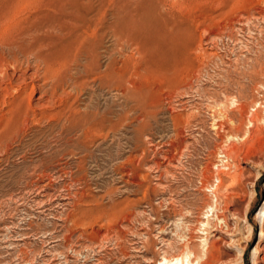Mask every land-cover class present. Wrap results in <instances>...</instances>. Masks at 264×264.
<instances>
[{
	"label": "rangeland",
	"instance_id": "rangeland-1",
	"mask_svg": "<svg viewBox=\"0 0 264 264\" xmlns=\"http://www.w3.org/2000/svg\"><path fill=\"white\" fill-rule=\"evenodd\" d=\"M77 1L0 0V264H264V0Z\"/></svg>",
	"mask_w": 264,
	"mask_h": 264
},
{
	"label": "bare ground",
	"instance_id": "bare-ground-1",
	"mask_svg": "<svg viewBox=\"0 0 264 264\" xmlns=\"http://www.w3.org/2000/svg\"><path fill=\"white\" fill-rule=\"evenodd\" d=\"M69 0H67V2H65V3H69L68 2ZM85 1V0H84ZM87 1V4H88V1H89V4H90V1L91 0H86ZM119 1V0H118ZM125 2L123 3L122 1V3L123 4H125L126 6H124V8L126 7V8H128L127 6H128V2L126 1V0H124ZM133 1V0H132ZM138 1V0H137ZM137 1H133L134 2V4L135 5H138L137 4ZM140 1V0H139ZM144 1H147V0H144ZM143 0H142V2H144ZM157 1V0H156ZM71 2V1H70ZM77 2H79V1H77L76 0V3ZM82 1L80 0V3H81ZM92 2V1H91ZM94 2V1H93ZM120 2V1H119ZM118 2V3H119ZM132 2V3H133ZM169 2V1H168ZM64 3V4H65ZM72 3H73V1H72ZM130 3V2H129ZM140 3H141V1H140ZM64 4H62V5H64ZM88 4V5H89ZM158 4V3H157ZM62 5H61V7H62ZM69 5H72L73 6V4H69ZM68 5V6H69ZM79 5V6H78ZM81 5L83 6V3H81ZM90 5H92V3L90 4ZM134 5V6H135ZM66 7H67V5H65ZM74 6H78V8H79V10H80V4H77V5H75V3H74ZM87 6V5H86ZM119 6H122V5H120L119 4ZM133 6V5H132ZM69 7H71V6H69ZM89 7V6H88ZM123 7V6H122ZM121 7V8H122ZM137 7V6H136ZM136 7H135V10H136ZM139 7V6H138ZM65 8V7H64ZM77 8V9H78ZM85 8V7H84ZM125 8V9H126ZM152 8V7H151ZM154 8V7H153ZM60 9H63V8H60ZM68 8H66V10H67ZM70 9V8H69ZM69 9H68V12H72L73 10L75 11V9H73L72 11H69ZM76 9V10H77ZM86 9H87V7H86ZM89 9L91 10V8L89 7ZM88 9V11H89V13H90V10ZM125 9H122L124 12H125V14H126V18H124V17H122L121 16V14H122V12H121V14H119V16H121L120 17V19H117V20H120L121 21V24L123 25V26H125V28L123 27V26H121V24H118V23H120L119 21L118 22H116L117 24H115V22L114 21H116V20H112L113 22H114V25L112 24V26L114 27L115 25H119V26H121V27H123V29H126L127 31L126 32H123V33H131L130 35H132V36H134V37H140V36H144V37H146L147 38V40L149 41V42H152L153 44H155V45H157V47L159 48V47H163V45H164V38H163V36L165 35L164 34V30H165V26H164V24H162L161 22H165V20H161V22L159 21V19H157L156 18V20H153V21H151V20H148L146 17H144L143 15H142V17L140 16H138V15H134L135 14V12H134V14L133 13H130L129 15H131V14H133L134 16H129V15H127V13H129L131 10L129 9V12H127L126 13V10ZM168 9V8H167ZM65 10V9H64ZM81 10L83 11L84 9H82L81 8ZM80 10V11H81ZM60 11H62V10H60ZM78 11V10H77ZM81 11V12H82ZM128 11V10H127ZM134 11V10H133ZM155 11V9L153 10V12ZM65 12V11H64ZM79 12V11H78ZM80 12V13H81ZM84 13H85V11H83ZM92 12H93V10H92ZM88 13V14H89ZM150 13H151V11H150ZM61 14H63V13H61ZM76 14V13H75ZM87 14V15H88ZM117 14V13H116ZM124 14V15H125ZM66 15V14H65ZM81 15V14H80ZM78 16V18L77 19H79L80 20V17L82 16ZM87 15H85L84 14V17H86ZM115 15V14H114ZM114 15H112V18L114 17ZM63 16V15H62ZM72 16H75V15H72ZM61 17V16H60ZM59 17V19H61ZM67 17V16H66ZM65 17V18H66ZM83 17V16H82ZM81 17V20L84 18H82ZM116 18H117V16H115ZM64 18V17H63ZM75 19L74 17H71V19ZM115 18V19H116ZM121 18H122V20H123V22H122V20H121ZM160 18H161V16H160ZM70 18H68V20H69ZM70 19V20H71ZM72 19V20H73ZM162 19H164V18H162ZM56 20V19H55ZM64 20H66V19H64ZM63 20V21H64ZM79 20H77V21H79ZM57 21V20H56ZM59 21H62V20H59ZM74 21V20H73ZM73 21H71V22H73ZM77 21H74V22H77ZM67 22V21H66ZM65 22V23H66ZM68 22H70V21H68ZM112 22H110V24H111ZM58 24V23H57ZM60 24V23H59ZM60 26V25H59ZM58 26V27H59ZM109 26V25H108ZM116 26V27H117ZM118 26V27H119ZM48 27V26H47ZM50 27V26H49ZM72 27V26H71ZM117 27V28H118ZM120 27V28H121ZM53 28V27H52ZM55 28V27H54ZM109 28V27H108ZM47 29V28H46ZM59 29H60V27H59ZM61 29L63 30V28L61 27ZM122 29V31H125V30H123ZM56 30H57V28H56ZM64 30H65V28H64ZM119 30V29H118ZM59 31V30H58ZM121 31V29H120V32H122ZM61 32V31H60ZM120 32H118V33H120ZM117 33V31L115 32V34ZM122 33V34H123ZM110 34V33H109ZM111 34H113V33H111ZM110 34V35H111ZM126 35V34H125ZM125 36V37H130L129 38V43L131 42V40L130 39H132L131 37L132 36ZM32 36V35H31ZM57 36V35H56ZM55 36V37H56ZM59 36V35H58ZM57 36V37H58ZM86 36V35H85ZM117 36H119L118 34H117ZM117 36H116V38H117ZM52 37V36H51ZM51 37H49V38H51ZM54 37V36H53ZM120 37V36H119ZM122 37V36H121ZM121 37H120V40H119V42L122 40L121 39ZM124 37V36H123ZM124 37V38H125ZM48 38V39H49ZM116 38H114V39H116ZM52 40V39H51ZM117 39L115 40V44L117 43V41H118ZM124 41V40H123ZM123 41H121V42H123ZM126 41V44H129V43H127V41H128V39H126L125 40ZM120 42V43H121ZM119 43V44H120ZM124 43V42H123ZM40 44V43H39ZM125 44V45H126ZM135 44H137V43H135ZM134 44V45H135ZM120 45H122V44H120ZM133 45V46H134ZM138 45V44H137ZM90 46V45H89ZM116 46H118L117 44H116ZM123 47H124V45H122ZM121 46V47H122ZM165 46V45H164ZM79 47H81V46H79ZM86 47V49L87 50H89V48H91V46L88 48L87 46H85ZM120 47V46H119ZM135 47V46H134ZM136 47H139V46H136ZM84 48V47H83ZM82 48V49H83ZM94 48H96V47H93V49ZM125 48V47H124ZM123 48V49H124ZM77 49H79L80 50V48H77ZM81 49V50H82ZM126 49V48H125ZM165 49V48H164ZM4 50V49H3ZM96 50V49H95ZM95 50H94V52H95ZM87 52V51H86ZM93 52V53H94ZM121 52V49L119 50V53ZM91 53H92V51H91ZM105 53V52H104ZM80 54H82V53H80ZM85 55H86V53H84ZM90 54V53H89ZM96 54V53H95ZM112 54V53H111ZM155 54V53H154ZM93 55V54H92ZM156 55L157 56H163L164 55V50L163 49H159L158 51H156ZM87 56V55H86ZM166 57V56H165ZM78 58V57H77ZM82 58V57H81ZM81 58H80V60H81ZM92 58V57H91ZM91 58H88V59H91ZM94 58H96V57H94ZM111 58V57H110ZM76 59V58H75ZM108 59V58H107ZM77 61H78V59H76ZM75 60V61H76ZM79 62V61H78ZM86 62V61H85ZM97 62V61H96ZM88 63V62H87ZM116 64V63H115ZM121 64V63H120ZM155 64V63H154ZM85 64H83V66H84ZM88 65V64H87ZM90 65V64H89ZM88 65V66H89ZM95 65V64H94ZM114 64H112L111 65V68H112V66H113ZM98 66H100V65H98ZM115 66V65H114ZM130 66V65H129ZM93 67V66H92ZM92 67H90V68H92ZM89 68V69H90ZM99 68V67H98ZM89 69H88V72H89ZM95 69V68H94ZM93 69V70H94ZM105 69V68H104ZM44 70V69H43ZM86 70V69H85ZM93 70H92V72H93ZM98 70H100V68L98 69ZM109 70H110V67L108 68V70H106V71H108L109 72ZM96 71H97V67H96ZM103 71V70H102ZM101 71V72H102ZM105 71V70H104ZM111 72V71H110ZM112 72H113V69H112ZM163 72V71H162ZM115 73V72H114ZM113 74V73H112ZM137 74V73H136ZM146 75V74H145ZM110 77V76H109ZM135 77V76H134ZM136 79V78H135ZM161 79V78H160ZM140 81V80H139ZM152 88V87H151ZM25 91V90H24ZM22 92V91H21ZM119 92V91H118ZM29 93V92H28ZM47 93V92H46ZM71 93V92H70ZM121 93V92H120ZM49 94V93H48ZM119 95V94H118ZM122 95V94H121ZM38 97V96H37ZM16 99V98H15ZM43 104V103H42ZM92 107H94V106H92ZM81 109V108H80ZM86 109V108H85ZM37 114V113H36ZM45 116V115H44ZM68 116V115H67ZM89 116V115H88ZM48 118V117H47ZM77 120V119H76ZM18 127V126H17ZM24 128V127H23ZM101 135V134H100ZM230 137V136H229ZM102 138V137H101ZM162 144V143H161ZM241 150V149H240ZM233 151H235V150H233ZM238 151V150H237ZM232 152V151H231ZM240 152V151H239ZM235 152H233V154H234ZM230 154V153H229ZM129 159V158H128ZM124 160H125V158H124ZM218 160V159H217ZM231 161V160H230ZM219 165V164H218ZM217 167V166H216ZM224 167V166H223ZM231 177H233V175H230ZM126 181V180H125ZM219 183V180H217V183L213 186V187H211V189H210V191H211V193H213V194H215V196H216V192L214 191L215 190V188H216V186H217V184ZM45 184V183H44ZM139 184V183H138ZM205 184V183H204ZM42 186V185H41ZM48 186V185H47ZM223 185L221 184V186H219V188H221ZM209 191V192H210ZM224 191V190H223ZM227 193V192H226ZM225 193V194H226ZM221 198V197H220ZM217 201V198L215 199V202ZM220 202H221V200H220ZM224 202V201H223ZM215 205V204H214ZM217 206V205H216ZM219 206V205H218ZM208 208H210L211 210H213V205L212 204H208ZM209 210V209H208ZM129 211V210H128ZM220 212V211H219ZM131 213V212H130ZM181 214V213H180ZM174 216V215H173ZM172 216V217H173ZM176 216V215H175ZM261 216H263V211H262V209L260 210V212L256 215V218H257V223H262V221H263V218H261ZM219 217V216H218ZM177 218V217H176ZM218 219H220V217L218 218ZM223 220V219H222ZM173 221V220H172ZM221 221V220H220ZM219 222V221H218ZM224 221H221V223L222 224H224L223 223ZM226 223V222H225ZM182 224V223H181ZM203 224V226H205L206 225V223H202ZM221 224V225H222ZM225 225V224H224ZM178 226V225H177ZM186 225H184V227H185ZM217 226H219V225H217ZM225 227H226V225H225ZM175 229V228H174ZM204 229H206V228H204ZM207 229H208V227H207ZM214 230V229H213ZM172 232V231H171ZM208 232V231H207ZM211 232H212V230H211ZM174 233V232H173ZM189 235V234H188ZM173 236V235H172ZM187 236V235H186ZM183 237V236H182ZM185 239V238H184ZM191 239V238H190ZM190 239H188L189 241H190ZM261 239V234H260V238H259V240ZM186 240V239H185ZM199 241V240H198ZM208 241V240H207ZM207 241H206V239H202L200 242L202 243L201 245H202V251H204V250H206L207 251V253L205 252V254H204V257H203V255H200L199 253H197V252H195L192 248H191V246L186 242V244L183 246V248H182V251L180 252V253H178V254H175V255H169V254H165V255H162V257H160L159 259L160 260H158V262H156V263H158V264H195L194 263V261L197 263V264H211V260H212V255H211V250L209 249L208 250V247H206L207 245H208V243H207ZM185 243V242H184ZM210 248H212L213 246H214V243H211L210 245ZM201 247V246H200ZM213 249V248H212ZM166 252V251H165ZM168 252V251H167ZM203 253V252H202ZM215 256V255H214ZM216 256H217V254H216ZM219 258V257H218ZM157 260V259H156ZM253 264H255V263H253Z\"/></svg>",
	"mask_w": 264,
	"mask_h": 264
},
{
	"label": "built area",
	"instance_id": "built-area-1",
	"mask_svg": "<svg viewBox=\"0 0 264 264\" xmlns=\"http://www.w3.org/2000/svg\"><path fill=\"white\" fill-rule=\"evenodd\" d=\"M222 156H224V154L222 155ZM225 162V161H224ZM224 162H222V164H225ZM217 166H219L218 164H216Z\"/></svg>",
	"mask_w": 264,
	"mask_h": 264
}]
</instances>
